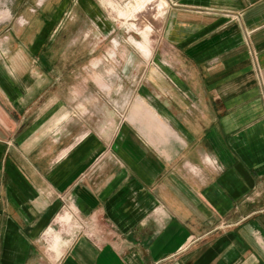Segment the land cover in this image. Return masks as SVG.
I'll return each instance as SVG.
<instances>
[{
	"label": "crops",
	"instance_id": "0c3cea01",
	"mask_svg": "<svg viewBox=\"0 0 264 264\" xmlns=\"http://www.w3.org/2000/svg\"><path fill=\"white\" fill-rule=\"evenodd\" d=\"M181 1L165 36L181 68L152 79L146 125L63 126L38 99L60 88L38 41L10 34L0 264H264V0ZM64 205L89 225L63 247Z\"/></svg>",
	"mask_w": 264,
	"mask_h": 264
},
{
	"label": "rangeland",
	"instance_id": "374dc122",
	"mask_svg": "<svg viewBox=\"0 0 264 264\" xmlns=\"http://www.w3.org/2000/svg\"><path fill=\"white\" fill-rule=\"evenodd\" d=\"M183 4L187 3L181 0H0V61H6L9 56L8 37L15 34L16 26L28 29L25 34L39 43L30 49L31 62L44 57L50 83L55 80L60 87L51 88L38 99L57 100L54 107L60 105V109L55 115L63 126L69 123L85 126L92 115L97 123V117L104 123L123 122L133 111L146 125L149 115H153L146 92L152 79L158 74H170L172 68H181L174 55L180 48L170 46L165 36L168 21L180 9L187 8ZM190 4L193 14L200 15L197 10L200 0ZM53 108L47 109L49 114ZM65 210L73 212L74 218L72 225L62 231L63 247L72 234L89 225L69 205H64L60 213ZM58 228L62 227L58 224Z\"/></svg>",
	"mask_w": 264,
	"mask_h": 264
}]
</instances>
